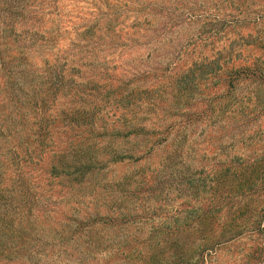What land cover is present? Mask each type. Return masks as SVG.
I'll return each mask as SVG.
<instances>
[{
	"label": "rangeland",
	"instance_id": "rangeland-1",
	"mask_svg": "<svg viewBox=\"0 0 264 264\" xmlns=\"http://www.w3.org/2000/svg\"><path fill=\"white\" fill-rule=\"evenodd\" d=\"M213 3L217 0H0V200H11L14 210L19 209L16 224L25 234L18 252L2 255L0 264H187L200 251L199 199L181 180L193 178L204 190L212 186L214 166L217 170L231 159L246 162L264 151V115L251 122L248 115L247 124L239 126L243 121L227 118L229 112L205 111L226 88L224 81L210 83L209 76L219 68L222 72L251 65L258 54L245 40L258 31L264 40V0H248V10H230L228 2L219 10ZM162 4L159 12L156 7ZM205 13L222 21L203 19ZM254 17L255 24L250 22ZM232 18L242 20L234 23L237 34L225 21ZM250 52L254 55L247 58ZM60 70L62 90L54 92L56 99L53 104L49 100L42 118L34 106L50 90L48 79ZM175 72L183 90L180 109L170 108L176 100ZM194 74L208 79L198 81ZM149 88L167 90L159 112L149 109V92L141 93V102L134 97L138 103L133 106L122 100L121 92ZM258 91L264 94V87L236 88L231 99H254ZM38 105L43 107V100ZM81 107L110 111L91 129L64 120L46 123L60 118L63 109ZM121 117L132 122L126 124ZM134 122L140 123L138 128ZM40 124L48 125L42 128L48 132L43 138L55 150L67 146L71 136L85 141L97 135L105 143L121 132L115 144L122 157L112 152L115 163L104 174L116 181L119 174L148 171L137 173L139 182L125 190L138 185L139 192L114 193V203L109 197L105 203L99 199L102 207L95 201L104 196L98 192L97 198L84 196L81 202L68 199L65 187L61 190L65 185L51 175L49 147H35ZM151 143L156 146L150 153ZM26 184L35 197L25 192ZM0 206L11 203L1 201ZM98 211L116 216L119 223L79 227ZM217 217L227 220L225 225L230 222L226 208ZM245 217L256 220L257 215ZM218 222L223 221L214 224ZM225 230L216 227L210 235L214 240L207 243L221 244L207 251L204 264H246L254 247L264 248V232L250 222L239 230Z\"/></svg>",
	"mask_w": 264,
	"mask_h": 264
},
{
	"label": "trees",
	"instance_id": "trees-1",
	"mask_svg": "<svg viewBox=\"0 0 264 264\" xmlns=\"http://www.w3.org/2000/svg\"><path fill=\"white\" fill-rule=\"evenodd\" d=\"M246 2H248V0H217V3H213L211 6L216 7L217 9L220 8L219 10H221L222 7H225L224 4H227V6L229 5L230 10H239L241 8L240 6H244L245 10H248ZM32 5H34V7L37 6V4ZM24 8H28V5ZM162 8H164V4L158 5L156 7L159 12H162ZM259 11L261 10L259 9ZM215 16L216 17L213 18L205 13L203 19H210L214 20L215 22L222 21L220 20L221 16ZM115 19L116 18H114V20ZM259 20L261 19L259 18ZM225 21H228L227 26L229 27V30L234 34H237V32L235 31L237 29V26H235L234 23H239L242 20L238 18H232L231 20ZM250 22L255 24V22H257L256 18L254 17V20ZM209 24L214 23L209 22ZM153 26H155L153 23L149 25L150 28H152ZM208 32L212 36L214 35L213 28H211V30H209ZM208 32L203 31V33ZM245 41V45H247V43L248 45H251V49L254 52L258 50V54L254 56L253 63L251 65L240 64L238 67H231V70H223L222 72L220 71V68L216 69L215 73H213V76H209V79L211 80L210 83L213 84V82L215 83L218 81L222 83V81H224L223 83H225L226 88H223V91L225 92H223L222 95H218L213 100L209 101V105L205 109V111L209 112L211 115L219 113L224 114L229 112L230 114L227 115L228 117L226 116L227 118L237 119L239 117V119L243 121L242 124H240L239 126H244L247 124V120L249 118L248 115H250V122L252 120H256L260 115H264V94H261V92L259 91L256 92V94L254 92V99H252L251 97L245 100L231 99L232 91L236 88H243L250 84L257 85V87L259 88L264 87V40L262 36H260V33L258 31L255 37H251L250 40ZM253 55V52H250L247 58L251 56L253 57ZM231 59L232 56H229V60ZM222 65H224V63ZM174 68H177V66H175ZM150 74L151 73H149V76ZM193 76L198 81H204L208 79V76H205L204 74L200 76L202 77L201 79L196 78L195 74ZM171 78L175 80L174 85L172 86V90L175 91L176 100L173 101V104H170V108L180 109V104H182V101L184 100L182 96H180V94L183 92L182 87L177 84V78L180 77L178 73L175 72V74L171 76ZM63 81L64 76L61 74V70L55 75L54 79H48V82H50V90L46 91V93H44L45 97H42L40 99L43 100V107H41V105H38V103H40V100H38L34 106V111L37 115H40V117H42L44 115L43 112H48V108L50 107L49 100H51V104L54 103L56 99V95L54 94V92H56L57 90H62L61 86L64 84ZM205 89L206 86L204 85L203 90ZM159 90L160 92H156V90L150 88L149 91L137 89L128 92V94L121 92V95L123 97L122 100L126 99L127 101H129L128 105L133 106V104L141 102L144 98L141 96V93L147 94L149 92V109L154 112H159V109L162 108V106L166 102L163 98V95H165V93L167 94V90ZM134 97L138 98V102ZM46 99H48V103ZM117 102L119 103L120 101ZM150 102L152 104H150ZM153 107L156 109V111ZM247 109H250L248 113ZM102 111V109L96 110L95 107L90 109L86 107H81L68 111L63 109L61 110L58 116L61 119L52 118L51 122L47 121L46 123L53 125L59 122L60 120H64L72 127L76 126L78 128L84 127L91 129L93 127H97L98 121L103 120L105 118V113H109L110 110L106 111L105 113H103ZM202 113L199 112L197 116L203 117ZM190 116L193 117V115ZM121 118L126 124H130V122H132V120H128L126 117ZM45 119L47 120L48 118L46 117ZM139 124V122L133 123L135 128H138ZM46 126L48 125L44 124L42 126V124H40L39 128L34 132V135L37 139L35 142V147L42 149V151L46 150V148L49 147L48 152H52L51 156L52 160L54 161L51 166V175L55 179H59L60 183L65 185L62 186L61 190H63V187H65L66 190H64V193L67 194L68 199H73L77 202H81L83 201L84 196L97 198L96 193L98 192L99 194L104 196L102 198L100 197L95 199L97 203L100 201L99 199H102V201L104 202V199H108V197L109 202L114 203L117 201V198L116 200L114 199V193L139 192L138 185L134 186V190H125L129 189L134 182H139V179L135 177L137 173H139L140 176H143L148 171L141 170V173L137 172L135 173V175L119 174L118 177L120 179L116 181H111L107 179V175L104 174L106 169L111 164L115 163L116 158H110L112 152L114 153V156L117 155V157L119 158L122 157L120 153L123 152V150H120V148L117 147L115 144L116 141H119V136L121 137L122 135L121 132L116 133V135L114 134V136L109 138L110 140H107L105 143H102V140H97V135L88 138L85 141H78L75 136H71L69 140L66 139L68 143L67 146L55 150L53 148H50V142L45 141V139L43 138V135L48 134V132L46 133L42 131V128ZM47 131H49V128H47ZM26 139L28 140L29 136H27ZM53 143L55 142L53 141ZM154 146H156L155 143L149 144L150 153L155 149ZM261 153V155L259 154V157H255L254 159H248L246 160V162L234 161L233 159H231L226 161L224 164L218 165L217 170L214 166L212 170L213 175L210 176L212 186L204 190H201L203 185L197 184V182H195L193 178L188 177L187 179L183 178V180H181L182 185H188V187L194 191V197L197 200L199 199V212L197 219L201 225V230L203 231L201 233V239L202 241H204L198 246L200 251H197L196 253L192 254L190 258H188L189 255L187 252L184 253L188 258L187 264H204L206 260V255L208 253L207 251H209L210 249L217 248V246L221 244V242H210V244L207 243L209 241L213 242L214 239L212 236L210 238V235L212 233L216 234V227H221L228 231H235L236 229L239 230L240 227L246 222H250L251 224L256 225L259 232H264V151ZM166 160H168V162L169 160L172 162L173 159H164V161ZM167 167L169 168L170 165ZM193 182L195 183V185L193 184ZM83 187L84 190L82 189ZM24 190L28 194V196L32 195L33 197H35L33 191L29 193L31 191L30 185L26 184ZM203 196L205 197L202 198ZM1 201H8L9 203H11V206H5L6 210H4V212H2L1 210L5 208L0 206V257L2 255L7 256L11 253L18 252L16 248L19 246L18 244L21 243V238L25 235L23 232H21V229L18 228L16 224V220L18 219V214L16 212L19 211V209L17 208L16 210H14L16 207L11 202V200H0V203ZM185 204L188 205L187 202ZM99 205L100 207H102L104 204L100 203ZM32 207L33 205L28 208V211H32ZM225 208L227 209V215L229 219L228 221H230L226 225L225 223L227 220H220L221 218L219 219L217 217L223 212ZM13 211L14 214L11 215ZM95 214L96 215L92 216L89 221L80 222L79 227H85L89 223L96 224L102 221H107L109 225L114 227L120 221V219L116 216H110L111 214H109V216H105L100 214L99 211ZM251 214L257 215L256 220L252 219L251 217H245L246 215ZM243 217H245V220ZM216 219L223 222H218L217 224H214ZM184 246L185 245H183V248ZM14 248L15 251L12 250ZM263 252L264 248L262 246L254 247L248 256V261H246V264H264Z\"/></svg>",
	"mask_w": 264,
	"mask_h": 264
}]
</instances>
